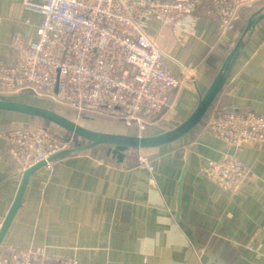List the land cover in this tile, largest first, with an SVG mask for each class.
I'll return each instance as SVG.
<instances>
[{"label":"crops","instance_id":"obj_1","mask_svg":"<svg viewBox=\"0 0 264 264\" xmlns=\"http://www.w3.org/2000/svg\"><path fill=\"white\" fill-rule=\"evenodd\" d=\"M22 3L0 0V15H10ZM208 6V0L199 1L195 27L185 37L158 21L149 24L182 82L171 92L166 111L149 120V136L167 132L159 129L165 125H181L194 113L235 46L239 26L248 23L253 10L241 9L234 29L225 31ZM24 18L39 21L38 13L29 10ZM18 33L30 39L35 29L0 23V58H16L13 40ZM2 100L55 105L49 97L33 93ZM225 109L264 115V19L246 36L202 122ZM33 119L0 110V215L7 211L14 189L6 135ZM201 123L174 142L128 150L122 161L94 148L42 167L31 176L3 243L20 248L30 244L27 237L33 232L44 239L48 260L75 259L80 264H264V186L249 180L233 195L204 172L210 160L233 155L264 182V145L233 146L202 129ZM142 154L156 160L155 172L138 165ZM252 245L262 246L257 263Z\"/></svg>","mask_w":264,"mask_h":264},{"label":"built area","instance_id":"obj_2","mask_svg":"<svg viewBox=\"0 0 264 264\" xmlns=\"http://www.w3.org/2000/svg\"><path fill=\"white\" fill-rule=\"evenodd\" d=\"M199 1L23 0L10 15H0V23L33 27L35 36L28 39L18 33L13 40L16 58H0V95L47 96L55 105L114 119L133 135L142 136L149 120L168 108L171 92L182 86L149 24L158 21L185 37L195 27ZM208 2V12L219 17L223 30L230 31L242 8L264 0ZM27 10L38 13L37 23L24 18ZM201 128L236 147L264 145V115L252 110H217ZM6 137L14 189L7 211L0 215V231L25 172L40 162L51 168V157L73 146L38 123L14 128ZM138 165L155 172L156 160L142 154ZM204 172L233 195L249 180L264 186L254 170L233 155L210 160ZM27 238L30 244L20 248L2 243L0 264H80L75 259L48 260L44 239L33 232ZM251 249L253 263H257L262 246L252 245Z\"/></svg>","mask_w":264,"mask_h":264},{"label":"water","instance_id":"obj_3","mask_svg":"<svg viewBox=\"0 0 264 264\" xmlns=\"http://www.w3.org/2000/svg\"><path fill=\"white\" fill-rule=\"evenodd\" d=\"M262 19H264V8L257 11L249 19L246 30L241 36L238 44L225 60L221 72L218 74L217 78L215 79L208 92L201 98L199 105L194 111V113L185 122H183L175 129L164 132L162 134L153 136H135L130 134L127 135L95 131L76 123L68 117L58 113L57 111L42 106L22 103L13 100L0 99V110L27 114L30 117L36 119H44L46 121H49L51 125H56L88 141V144L86 145L72 147L70 149H66L62 152L53 155L50 161H55L64 158L68 155L76 154L82 151L91 150L101 145H107L108 154L113 155L115 158L118 159V161H122L125 157L126 152L129 149L154 148L174 142L185 136L190 131H192L204 120L214 100L217 98V96L223 89L228 79V75L232 71V67L240 56L246 35H248L251 29L256 26V24ZM44 165V162H40L30 167L25 172L16 200L12 205V208L9 214L7 215L4 225L0 231V246L3 243L20 209L31 176L39 169L44 167Z\"/></svg>","mask_w":264,"mask_h":264},{"label":"rangeland","instance_id":"obj_4","mask_svg":"<svg viewBox=\"0 0 264 264\" xmlns=\"http://www.w3.org/2000/svg\"><path fill=\"white\" fill-rule=\"evenodd\" d=\"M262 7H264V2L262 4L261 3H255L254 5H252V9H254V8L258 9V8H262ZM48 109L57 111L58 113H60L64 116L68 117L69 119L75 121L76 123H78L82 126H85L89 129L95 130V131L119 133V134H127V135L131 134L130 130H128L126 127H124L122 123H120L114 119H108L107 117H101V116H97V115L80 114V113L72 111L66 107L58 106V105H54ZM34 123L42 124L45 122L40 123L39 119H33V123H31V124H34ZM45 124H47V123H45ZM47 125H46L47 128H50L54 137L58 138L59 140H63V141L68 140V141L72 142L73 147H79V146H83V145L88 144V141H86L82 137H79L76 134L70 133L67 130L62 129L56 125H51V123H50V125L49 124H47ZM176 126H178V124H169V125L163 126L162 128H159V129L161 131H164V130L168 131L170 129H173ZM151 132L146 130L142 134V136H149ZM96 149L101 150V153L103 155H106V151H108V146L107 145H101ZM129 150L136 152V151H134L135 149H129Z\"/></svg>","mask_w":264,"mask_h":264},{"label":"trees","instance_id":"obj_5","mask_svg":"<svg viewBox=\"0 0 264 264\" xmlns=\"http://www.w3.org/2000/svg\"><path fill=\"white\" fill-rule=\"evenodd\" d=\"M258 3H263V2H258ZM264 7H262V8H258V9H253L252 10V12H249V14L251 13V17L257 12V11H259V10H261V9H263ZM243 9V8H242ZM247 24L248 23H241V25L239 26V28H238V31H237V33H236V36H235V46L233 47V49H232V51L235 49V47H236V45L238 44V42H239V40H240V38H241V36L243 35V33L245 32V30H246V27H247ZM236 25V24H235ZM247 36V35H246ZM246 38V37H245ZM231 51V52H232ZM231 52L226 56V58H225V60L227 59V57L231 54ZM225 60H224V62H225ZM4 98H6L5 96H1L0 95V99H4ZM37 119H39V118H37ZM40 120V123H42V122H45V123H47V124H49L50 125V122L49 121H46V120H44V119H39ZM45 123H42L41 125H43V126H46L47 124H45ZM39 124V123H38ZM48 126V125H47ZM46 126V127H47ZM50 129V128H49ZM73 147V146H72Z\"/></svg>","mask_w":264,"mask_h":264}]
</instances>
